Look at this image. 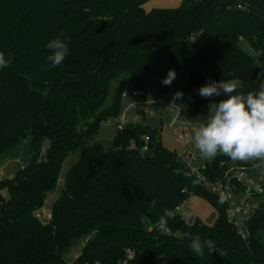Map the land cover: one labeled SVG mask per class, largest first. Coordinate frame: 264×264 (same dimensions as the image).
Returning <instances> with one entry per match:
<instances>
[{"label":"trees","instance_id":"trees-1","mask_svg":"<svg viewBox=\"0 0 264 264\" xmlns=\"http://www.w3.org/2000/svg\"><path fill=\"white\" fill-rule=\"evenodd\" d=\"M146 1L0 0V51L12 59L0 69V162L26 160L0 181V264H123L129 251L131 264H264V202L244 236L229 221L227 202L218 203L220 196L202 181L193 186L198 176L164 145L162 129L139 118L119 128L109 148L91 142L102 124L119 119L125 93L144 92L169 69L190 73L182 90L189 120L211 101L226 99L223 93L199 95L209 81L238 78L240 91H258L264 0H182L178 8L150 11ZM61 31L70 54L49 69L45 45ZM76 151L80 159L44 223L37 213ZM254 163L218 155L201 170L215 182L231 175L233 165L250 170ZM192 195L217 208L214 225L189 224L179 213ZM165 208L175 218L161 231L157 222ZM196 234L212 239L223 256L205 249L196 257L189 248ZM83 239L81 253L68 262Z\"/></svg>","mask_w":264,"mask_h":264},{"label":"clouds","instance_id":"clouds-1","mask_svg":"<svg viewBox=\"0 0 264 264\" xmlns=\"http://www.w3.org/2000/svg\"><path fill=\"white\" fill-rule=\"evenodd\" d=\"M64 33L46 43L45 48L50 51L47 56V68L55 69L62 65L70 54L69 43L63 39ZM12 59L0 51V69L10 67ZM176 78L174 69H169L161 83L170 86ZM243 83L238 78L221 81H209L198 89L199 95L204 98L220 96L223 93L226 99L213 102L208 106L209 115L206 120L199 122L194 130L192 140L195 148L204 159H214L218 155L227 156L233 162H251L253 167L261 169L264 174V82L259 84L258 91L244 93L240 91ZM183 98V93L177 91L172 98V106ZM190 176L189 173L185 174ZM200 183L199 179L192 180L193 186ZM226 197L220 194L218 203H225ZM156 201L151 203L155 207ZM173 210L165 208L158 219V227L166 231L168 221L174 219ZM143 222V217L141 218ZM189 248L196 257H203L205 249L210 254L219 250L212 239H202L200 234L192 237ZM221 256L222 253L219 252Z\"/></svg>","mask_w":264,"mask_h":264},{"label":"rangeland","instance_id":"rangeland-1","mask_svg":"<svg viewBox=\"0 0 264 264\" xmlns=\"http://www.w3.org/2000/svg\"><path fill=\"white\" fill-rule=\"evenodd\" d=\"M181 4L182 0H148L143 4V8L146 11H150L153 9L178 8L179 6H181ZM243 48L254 56H257L258 54L245 42L243 43ZM121 77L122 76L114 79V81L112 82L106 106L112 104ZM164 78L165 76H156L147 83L146 88L143 92V94L145 93L147 99L151 100L154 94H156L158 97L162 96L163 98L168 99L173 92H182V90L189 85L190 73L187 70L178 71L176 73V78L173 80L170 86H166L161 83L162 79ZM139 97H141V95L137 93H128L127 96L123 97V109L121 115L124 112V107H128L126 115L130 119V122L135 120V117L138 113V110L132 108L131 105L135 101H137ZM180 100L182 101L179 104L180 106H182V110L180 112L178 111V109L171 112L164 105L156 104L152 106L151 113L146 114V112H142L140 116L142 119H146V122L152 127L162 129V141L164 145L169 149L174 150L178 153H181L187 149L194 150L196 155L199 157V159L194 162V166L199 168L202 167L205 163L211 162L213 159H204L199 151L195 148L192 136L194 134V130L198 126H194L191 128L189 127V125L187 124L189 119L187 117L186 102L184 101V99ZM218 101L219 100L211 101L209 105L213 102ZM208 115V108L205 107L196 116L193 123H199L202 120H206ZM174 119L177 122L175 123V125H172ZM110 120L111 123L102 124L95 139L91 141L92 143L99 142L106 148H109L111 146L112 141L114 140L118 132L119 126L118 119ZM182 123H184L183 125L184 127H186V129L183 132H180L178 129V125H181ZM79 159L80 151H76L64 161L57 187L47 194L43 208L37 213L39 214L42 222L47 223L50 220L53 206L62 196L66 187L69 173L71 169L78 163ZM25 163L26 160L23 158L6 157L5 159H3L0 162V181L4 178L13 177L17 168L21 165H25ZM249 172L250 175L256 180V186L254 187V197L257 202H264V187H262V185H264V174H262L261 169H257L254 167L251 168ZM178 211L189 224H193L199 220L205 225L212 226L218 219L217 208L203 196L192 195L178 209ZM86 241L85 239H83L78 246L72 249V251L66 257L68 262H73L77 258V256L81 253Z\"/></svg>","mask_w":264,"mask_h":264},{"label":"built area","instance_id":"built-area-1","mask_svg":"<svg viewBox=\"0 0 264 264\" xmlns=\"http://www.w3.org/2000/svg\"><path fill=\"white\" fill-rule=\"evenodd\" d=\"M137 94L141 95V97H139L137 101L131 105V107L137 109L140 114L137 113L135 120L130 122V119L126 115L128 107H124V112L118 119V126L120 129L126 127L130 123H136L138 119L141 118L140 115L142 112H146V114L151 113L152 106L156 104L164 105L171 112L176 109H178L179 112L182 110V106L179 105L180 102H182L180 99L175 102L178 106H172V98L175 95V92H173L168 99H165L162 96L158 97L154 94L151 100L147 99L143 92H137ZM126 95L127 94L125 93L124 96ZM193 121H195V119H191L187 123L190 128L198 126L199 124L198 122L193 123ZM176 122L177 121L174 119L172 125H175ZM105 123L109 124L111 123V120H107ZM183 124L184 123L178 125L180 132H183L186 129ZM144 150H148L147 145L144 147ZM179 156L187 164V166L190 167L191 171L198 176L200 181L204 182L213 193H216L219 196L221 193L225 195L226 202L228 204L227 216L229 221L232 222L244 236H246V222L253 216L260 205V203L256 201L252 192H250L251 189L254 190L256 180L250 175L249 169L247 167L233 165L230 168V173L232 174L225 180L210 182L202 174L201 169L205 167V164L199 168L194 166V162L199 159L194 150L187 149L179 153ZM238 185L243 186L245 190L239 191ZM133 258L134 253L129 251L123 264H131L130 260ZM164 263H167V261Z\"/></svg>","mask_w":264,"mask_h":264},{"label":"water","instance_id":"water-1","mask_svg":"<svg viewBox=\"0 0 264 264\" xmlns=\"http://www.w3.org/2000/svg\"><path fill=\"white\" fill-rule=\"evenodd\" d=\"M227 5H228V3H224V4H223V6H227ZM250 192H252V190H250Z\"/></svg>","mask_w":264,"mask_h":264},{"label":"crops","instance_id":"crops-1","mask_svg":"<svg viewBox=\"0 0 264 264\" xmlns=\"http://www.w3.org/2000/svg\"><path fill=\"white\" fill-rule=\"evenodd\" d=\"M165 87H166V86H165ZM165 87H164V88H165ZM163 91H165V90H163ZM144 94H145V93H144ZM145 120H146V119H145ZM38 216H39V214H38Z\"/></svg>","mask_w":264,"mask_h":264}]
</instances>
